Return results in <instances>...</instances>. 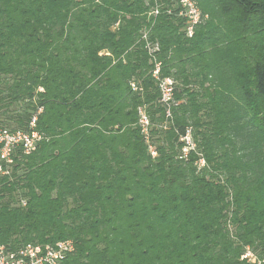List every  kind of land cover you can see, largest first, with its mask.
Returning a JSON list of instances; mask_svg holds the SVG:
<instances>
[{"label":"trees","instance_id":"obj_1","mask_svg":"<svg viewBox=\"0 0 264 264\" xmlns=\"http://www.w3.org/2000/svg\"><path fill=\"white\" fill-rule=\"evenodd\" d=\"M194 2L188 36L174 0H0V130L39 135L0 174V244L264 263V0Z\"/></svg>","mask_w":264,"mask_h":264},{"label":"built area","instance_id":"obj_2","mask_svg":"<svg viewBox=\"0 0 264 264\" xmlns=\"http://www.w3.org/2000/svg\"><path fill=\"white\" fill-rule=\"evenodd\" d=\"M181 7V12L186 19V32L188 36H192L195 26L203 20V14L198 8L194 0H174ZM157 74V70L154 71ZM161 88L163 90V98L168 99L171 92V80L165 79ZM35 125V117L30 122L29 130L11 131L8 129L0 130V174L8 173L7 165L12 162V156L16 148L21 147L25 153L35 150L39 135L33 129ZM24 203V202H23ZM73 244L69 240L58 241L54 244H34L27 243L20 246L16 250H11L7 246L0 244V264H61L65 256L72 252ZM252 252L247 251L242 258H248L253 264H264L257 261L256 256L253 261Z\"/></svg>","mask_w":264,"mask_h":264},{"label":"rangeland","instance_id":"obj_3","mask_svg":"<svg viewBox=\"0 0 264 264\" xmlns=\"http://www.w3.org/2000/svg\"><path fill=\"white\" fill-rule=\"evenodd\" d=\"M251 257H252V259H253V261H254V260H255V256L251 255Z\"/></svg>","mask_w":264,"mask_h":264}]
</instances>
